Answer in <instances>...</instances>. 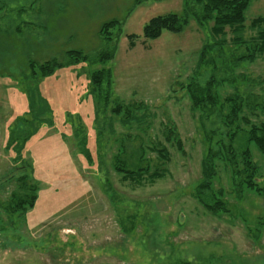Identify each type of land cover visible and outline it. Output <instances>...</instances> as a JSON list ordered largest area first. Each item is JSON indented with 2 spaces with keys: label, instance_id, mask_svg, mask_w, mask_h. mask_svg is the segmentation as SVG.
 <instances>
[{
  "label": "rangeland",
  "instance_id": "1",
  "mask_svg": "<svg viewBox=\"0 0 264 264\" xmlns=\"http://www.w3.org/2000/svg\"><path fill=\"white\" fill-rule=\"evenodd\" d=\"M184 8V0H0V264H173L178 259L264 264L263 194L246 190L239 199L231 192L229 170L219 162L214 189L225 188L230 213L213 215L193 196L202 178L206 132L221 121L217 116L204 119L194 110L185 88L213 76L227 79L217 85L221 98L236 89L264 95V55L235 67L233 54L246 49L232 42L227 29L224 54L215 60L218 67H198L201 49L212 35L210 27L193 18L179 34L164 31L155 40L142 36L152 17L182 14ZM246 16L243 37L248 39L264 30V24L250 26L264 17V0H253ZM113 19L121 25L111 30L109 41L101 29ZM129 34L139 35L133 46ZM114 45L115 56L107 62L74 64L45 78L31 76V60L64 62L68 50L95 57ZM102 67L112 71L111 87L109 80L104 82L103 90L111 95L105 114L97 113L91 93V72ZM234 76L239 77L235 83ZM34 95L46 101L49 113L44 117L50 122L28 125L36 131L15 162V153L3 148L11 126L31 117ZM116 101L144 104L148 124L140 129L134 122L127 130L111 112ZM251 118L263 121L264 114L257 111ZM170 129L173 137L167 141ZM83 136L91 164L81 153ZM160 145L167 148L169 160L151 150ZM143 149L152 169L165 168V176L143 186L123 181L115 169L117 157L122 155L130 166L139 164ZM251 150L264 186V153L253 145ZM106 180L127 206L122 215L138 213L129 234L118 223ZM25 185L39 189L35 207L11 211ZM254 232L257 238L251 236Z\"/></svg>",
  "mask_w": 264,
  "mask_h": 264
},
{
  "label": "trees",
  "instance_id": "2",
  "mask_svg": "<svg viewBox=\"0 0 264 264\" xmlns=\"http://www.w3.org/2000/svg\"><path fill=\"white\" fill-rule=\"evenodd\" d=\"M253 0H184L185 8L182 14L167 13L152 17L143 27L142 36L147 39L155 40L159 38L164 31H170L176 34L183 32L188 26L190 19L193 18L199 26L210 27L212 40L204 44L200 52L198 67L209 66L214 63V70L218 67L215 63L216 57H222L224 54V46L227 41V29L233 33L232 42L245 46V52L241 54H233V64L237 67L243 62H255L257 58L264 55V30L258 31L257 35L250 36L248 39L243 37V33L247 28V10ZM142 0H136L140 3ZM264 24V17H258L251 21L252 28L261 27ZM117 25H121L117 19L104 22L101 32L106 40L111 41V30ZM128 39L130 45L135 44V40L139 35L129 34ZM116 46L114 45L108 51H101L95 57H90L81 50H68L65 52L66 60L60 62L58 59L46 60L43 63L35 61L29 62L31 76L42 78L52 76L57 70L72 66L78 63H104L111 60L115 56ZM111 69L102 67L101 69H93L91 72V93L97 99L98 104L96 110L105 114L107 107L110 106V92L105 93L104 82L109 80V87L112 82ZM238 76H234L231 80L236 82ZM243 81L248 78L243 75ZM226 78L220 81L215 80L212 76L204 84L198 80L189 83L185 88L192 102V108L199 110L204 119H211L214 116L220 118L221 125L214 126L215 129L206 132L207 149L202 160V178L195 188L193 196L204 207V209L213 215H221L229 211L228 203L225 198L226 190L221 187L215 191L214 182L219 173V162H223L225 168L230 173L231 192L241 199L246 190H252L258 194L264 195V186L259 180V166L253 158L251 146H255L261 153H264V120L256 121L251 115H257V111L264 114V95L263 94H246L236 89L234 94L221 98L217 85L220 82H226ZM250 81V80H249ZM248 81V82H249ZM237 88V87H236ZM30 89H33L30 87ZM111 89V88H110ZM33 91V90H32ZM109 91V88H108ZM34 92V91H33ZM37 94V91H35ZM31 105L35 107L31 117L19 119L9 129V136L6 144V151L15 153V162L22 158V151L25 143L36 131L34 124H44L50 122L45 118L48 114V107L43 97L36 99L35 95L31 96ZM104 102V103H103ZM111 112L116 116H120L121 123L128 129H133V123L138 124V128H143L141 124L146 123V106L144 104L137 105L134 103L125 104L116 101L113 103ZM102 108V109H100ZM142 114H138V110ZM98 117V114H97ZM21 122V123H20ZM20 123V124H19ZM223 127V128H222ZM225 129V130H224ZM101 131H99L100 133ZM173 130L167 131V141H172ZM85 142L81 141V153L88 163H93L90 150L86 147ZM157 152L163 161L169 160V152L164 145L151 149ZM139 164L128 163L117 157L115 164L116 171L121 174L122 180L131 182L132 184L143 186L145 183H154L156 179L163 178L166 173L165 168L152 169L151 160L144 158L141 150ZM123 158V157H122ZM26 183V176H24ZM105 190L110 193L111 202L118 213V223L124 233H131L137 226L138 213L122 215V212H128L127 206L122 204V200L118 198L113 190L109 180L105 181ZM38 187L25 185L22 195L19 194L14 198L11 211L25 212L35 207L38 199ZM16 196V194L14 195ZM14 205V206H13ZM230 213V211H229ZM251 231L254 229L250 228ZM251 236L258 237L256 232ZM173 264H194L191 261L178 259ZM202 264V263H200ZM204 264H208L204 262Z\"/></svg>",
  "mask_w": 264,
  "mask_h": 264
},
{
  "label": "crops",
  "instance_id": "3",
  "mask_svg": "<svg viewBox=\"0 0 264 264\" xmlns=\"http://www.w3.org/2000/svg\"><path fill=\"white\" fill-rule=\"evenodd\" d=\"M1 109V108H0ZM9 136V135H8ZM8 136H7V139H6V142H5V145H4V150H5V152H8V151H6V144H7V140H8ZM10 152V151H9ZM12 152V151H11Z\"/></svg>",
  "mask_w": 264,
  "mask_h": 264
}]
</instances>
